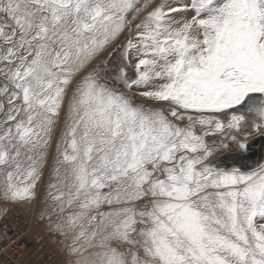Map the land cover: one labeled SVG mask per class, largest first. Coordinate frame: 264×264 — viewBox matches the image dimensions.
Listing matches in <instances>:
<instances>
[{
    "label": "snow or ice",
    "instance_id": "6c2138e0",
    "mask_svg": "<svg viewBox=\"0 0 264 264\" xmlns=\"http://www.w3.org/2000/svg\"><path fill=\"white\" fill-rule=\"evenodd\" d=\"M256 137L264 0H0V205L47 177L63 264H264Z\"/></svg>",
    "mask_w": 264,
    "mask_h": 264
},
{
    "label": "built area",
    "instance_id": "2783aa9c",
    "mask_svg": "<svg viewBox=\"0 0 264 264\" xmlns=\"http://www.w3.org/2000/svg\"><path fill=\"white\" fill-rule=\"evenodd\" d=\"M18 213L7 208L0 217V264H57V257L46 250L43 242L28 239L24 230L28 225Z\"/></svg>",
    "mask_w": 264,
    "mask_h": 264
},
{
    "label": "rangeland",
    "instance_id": "374dc122",
    "mask_svg": "<svg viewBox=\"0 0 264 264\" xmlns=\"http://www.w3.org/2000/svg\"><path fill=\"white\" fill-rule=\"evenodd\" d=\"M215 142L219 143L218 140ZM225 151H235V149L229 146V149ZM219 154L220 153H218V155ZM46 180H47V177H45V179L41 181L37 189L38 192L40 193V199L35 204H33L30 209L23 207V206H19V205H13V204H9L7 205V207L4 205H1L0 215L2 214V210L4 211L7 208H13L15 210H18L19 211L18 214L20 218H22L23 222L26 221L28 225L27 227H25L23 225V222L21 221L22 228L25 227L24 228V230L26 231L25 235L28 237V239L31 240L32 242H34V239L39 240V242H43L46 250L49 253H52V255H54L55 257H57V260L59 261L57 264H63L64 257L58 250L57 245L54 242H52L54 238L48 236L47 232L44 229L43 222H41L37 216V212L40 210L42 201L46 196ZM54 264H56V262H54Z\"/></svg>",
    "mask_w": 264,
    "mask_h": 264
},
{
    "label": "water",
    "instance_id": "95a60500",
    "mask_svg": "<svg viewBox=\"0 0 264 264\" xmlns=\"http://www.w3.org/2000/svg\"><path fill=\"white\" fill-rule=\"evenodd\" d=\"M220 160L228 165H242L245 169L255 167L257 163L264 162V138L256 137L252 141L251 152L246 159H242L235 153H232L221 156Z\"/></svg>",
    "mask_w": 264,
    "mask_h": 264
},
{
    "label": "flooded vegetation",
    "instance_id": "af4514ba",
    "mask_svg": "<svg viewBox=\"0 0 264 264\" xmlns=\"http://www.w3.org/2000/svg\"><path fill=\"white\" fill-rule=\"evenodd\" d=\"M232 153H235V151H224V152L220 153L219 156L221 157L225 154H232Z\"/></svg>",
    "mask_w": 264,
    "mask_h": 264
},
{
    "label": "bare ground",
    "instance_id": "6f19581e",
    "mask_svg": "<svg viewBox=\"0 0 264 264\" xmlns=\"http://www.w3.org/2000/svg\"><path fill=\"white\" fill-rule=\"evenodd\" d=\"M6 210V209H5ZM5 210L3 211V213L5 212Z\"/></svg>",
    "mask_w": 264,
    "mask_h": 264
}]
</instances>
